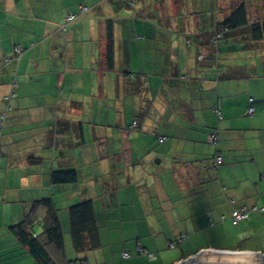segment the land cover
<instances>
[{
    "label": "crops",
    "instance_id": "0c3cea01",
    "mask_svg": "<svg viewBox=\"0 0 264 264\" xmlns=\"http://www.w3.org/2000/svg\"><path fill=\"white\" fill-rule=\"evenodd\" d=\"M241 2L247 23L228 27ZM252 2L0 0V178L14 183L0 187V264L28 255V264H38L12 227L27 219L47 242L52 209L63 248H46L73 264L65 244L69 209L88 200L94 243L78 251L71 237L73 251L79 263L103 264L97 209L107 196L123 197L126 224L146 226L136 243L123 242L129 257L122 264L240 250L210 240L224 235L221 224L232 223L233 210L264 207V36L253 37L261 7ZM180 9L195 23L166 21ZM202 12L200 26L194 13ZM68 13L76 15L71 22ZM216 156L221 164H213ZM111 158L126 168L105 171ZM131 162L140 168L131 170ZM68 169L74 181L53 180ZM248 219L232 224L250 226ZM152 222L160 232L150 230Z\"/></svg>",
    "mask_w": 264,
    "mask_h": 264
},
{
    "label": "rangeland",
    "instance_id": "374dc122",
    "mask_svg": "<svg viewBox=\"0 0 264 264\" xmlns=\"http://www.w3.org/2000/svg\"><path fill=\"white\" fill-rule=\"evenodd\" d=\"M255 3L261 7L260 14L257 16L258 20L264 21V0H253L252 4ZM184 12L182 9H180V14L178 15H172L171 17H168L166 21L171 20V23L176 25L182 24L187 27L189 23L194 24L190 21L189 16H183ZM187 14V13H186ZM185 14V15H186ZM194 15L198 16V21L200 26L203 24L204 17L202 15H205L204 12L202 13H194ZM206 19V16H205ZM164 21L163 24L166 23ZM178 25V27H179ZM185 35V34H184ZM187 36V35H185ZM14 52V51H13ZM15 54V52H14ZM139 95L138 92L132 93V96ZM123 98H125L123 95H121L119 102L122 103ZM6 100H8V97H5ZM119 104V105H120ZM132 106H134V103H132ZM119 120L121 123L126 124V119L123 118V112L120 113ZM136 123V122H135ZM135 125V124H134ZM134 127V126H133ZM131 128V130H138V126L135 128ZM127 129L128 127L125 126ZM136 130V131H137ZM135 131V132H136ZM126 138V137H125ZM140 168V166L135 163V165H132V162L129 164L128 168L131 170H135L137 168ZM126 168V161L123 160H116L114 158H111L110 162L107 163V166L105 168V171L111 170L112 172H120L123 171ZM87 170V167L85 168ZM2 171V170H0ZM3 171H6V168H3ZM108 177V176H105ZM101 177V178H105ZM11 179L13 180V176H11ZM8 178L4 176V178H0V187L1 189L4 188V186H12L14 183L11 182L9 185H7ZM124 185V183L120 182L119 187ZM50 192L48 193V195ZM0 194V199H1ZM46 197L45 194H40L39 196ZM40 202H44V200H40ZM261 203L259 204V206ZM59 206V205H58ZM61 206H64V202H61ZM127 204L124 202L123 197L120 196L119 198H116L115 196H107V201L102 199L100 201V205H98L97 212L99 213V231H100V252L104 256L103 264H122V262L126 261V258L123 257V251L126 250V247L123 246V242H135L140 239L137 232L144 234V231L146 230V226L142 225H132V224H126V212L128 211L127 208H125ZM258 206V207H259ZM60 207V206H59ZM262 207V206H260ZM250 208V207H249ZM247 208V209H249ZM66 210V209H65ZM57 211L58 208H57ZM132 213H137V209L131 210ZM144 212V210H143ZM249 219L252 220V222L249 224L250 226L240 223L239 226L233 225L231 221L223 220L221 224V231L223 232V236L221 235L219 240L212 236V239L210 240L211 243L214 245H226L228 247H235L240 250H246V251H253L264 254V212H251L249 213ZM60 216V213H59ZM61 217H63V212L61 211ZM248 219V220H249ZM246 220V221H248ZM150 230L160 232L161 226L158 227L157 224L152 222L150 226H148ZM163 227V226H162ZM215 230V229H214ZM70 231V229H69ZM184 234L187 232H183ZM153 235V234H152ZM178 242V241H174ZM173 242V243H174ZM179 243V242H178ZM66 249H67V256L68 260H74L77 257V254L73 251V245L71 241V232L67 233V239L65 241ZM90 244V243H89ZM175 244V243H174ZM176 249L174 251L178 250V246L176 245ZM120 250L122 259H119V253L117 250ZM173 248H165V251H172ZM129 253V250H126ZM125 251V252H126ZM50 253V252H49ZM124 259V260H123ZM27 260L29 262L32 260L31 257L28 255L26 256H20L18 258L17 264H28ZM32 262V261H31Z\"/></svg>",
    "mask_w": 264,
    "mask_h": 264
},
{
    "label": "trees",
    "instance_id": "16d2710c",
    "mask_svg": "<svg viewBox=\"0 0 264 264\" xmlns=\"http://www.w3.org/2000/svg\"><path fill=\"white\" fill-rule=\"evenodd\" d=\"M234 14H231L227 19L225 24L228 27H236L238 25H244L247 23L246 17V5L241 2L237 5ZM252 34L255 39H259L264 36V21H256L252 23ZM217 34V33H216ZM109 47H108V59H109ZM111 56V52H110ZM52 178L55 182L59 181H74L76 179V173L74 170H58L53 172ZM46 201V200H44ZM53 225L47 228L48 241L44 242L39 239L38 236H34L30 229L29 220L21 221L20 223L14 225L12 229L14 230L19 241L26 246L29 253L32 255L34 260L38 264H63L60 263L59 259H65L64 255L54 259L48 249L46 248V243H51L56 247L63 248V234L56 216V211L52 209ZM70 214V231L74 246L78 251H84L88 247L89 243L93 244V237H95L97 226L94 223V212L92 208L91 201H83L73 205L69 209ZM28 222V223H27ZM88 236L91 237L88 238ZM66 261V260H65ZM73 264H82L77 261V259L69 260ZM68 261V263H70Z\"/></svg>",
    "mask_w": 264,
    "mask_h": 264
},
{
    "label": "water",
    "instance_id": "95a60500",
    "mask_svg": "<svg viewBox=\"0 0 264 264\" xmlns=\"http://www.w3.org/2000/svg\"><path fill=\"white\" fill-rule=\"evenodd\" d=\"M174 264H264V254L246 250L207 248Z\"/></svg>",
    "mask_w": 264,
    "mask_h": 264
},
{
    "label": "built area",
    "instance_id": "2783aa9c",
    "mask_svg": "<svg viewBox=\"0 0 264 264\" xmlns=\"http://www.w3.org/2000/svg\"><path fill=\"white\" fill-rule=\"evenodd\" d=\"M81 10L82 11L86 10V7L82 6ZM75 17H76L75 14L68 13L66 15V17H65V22H71V21H73L75 19ZM220 35H221V33H217V37L220 36ZM15 51L16 52H20L21 51V48H20L19 45H17L15 47ZM215 108H217V107H215ZM252 111H253L252 108H250V112H252ZM218 115H219V112H218ZM133 124H135V122ZM212 138L214 139L215 136L212 135ZM163 139H164V137L160 138L159 140L162 141ZM221 163H222V158L220 156H216L214 158L213 164L214 165H218V164H221ZM250 209L252 211H254V212H264V207L253 206ZM248 217H249L248 209H241V210L240 209H235L231 213V219H232V223L233 224H237L238 222H240L242 220H245ZM171 246H173V244ZM137 252L138 253H142V252H144V249L141 246H139L138 249H137ZM148 256L152 258L153 255L149 253ZM123 257H129V253L128 252H124L123 253Z\"/></svg>",
    "mask_w": 264,
    "mask_h": 264
}]
</instances>
